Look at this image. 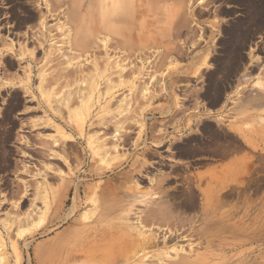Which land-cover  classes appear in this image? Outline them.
<instances>
[{
  "label": "rangeland",
  "instance_id": "rangeland-1",
  "mask_svg": "<svg viewBox=\"0 0 264 264\" xmlns=\"http://www.w3.org/2000/svg\"><path fill=\"white\" fill-rule=\"evenodd\" d=\"M243 1L142 0L147 19L136 37L143 29L146 41L135 49L116 38L104 44L88 30L75 42L68 28L58 27L65 16L50 17V27L58 24L52 35L64 56L61 60L53 54L51 64L50 45L39 48L25 38L30 30H40L29 17L27 2L0 0V264H94L92 255H100V249L108 253L115 238L109 234L103 239L93 228L103 200L119 205L102 224L120 227L122 243L126 231L137 234L135 224L143 217L148 234H163L167 228L187 231L184 240L150 249L161 258L171 250L164 262L215 245L214 264H264L263 244L251 239L264 232V134L256 147L231 131H257L264 120L256 117L262 107L249 112L235 108L247 94H264V1ZM97 3L96 12L101 8ZM247 32L253 35L243 49L220 43L234 33L233 41L240 44ZM10 42L18 44L15 53ZM230 52L243 57L236 60L241 67L225 60ZM207 53L203 63L201 56ZM120 60L123 67L115 66ZM222 79L226 93L215 101ZM225 95L230 105L219 110ZM205 122L210 125L206 130ZM222 146L227 148L221 151ZM234 159L253 168L239 178L244 184L223 186L222 178H231L232 172L225 168ZM28 212L32 220L12 224ZM212 237L217 240L210 242ZM115 244L119 249L121 243ZM175 247L183 248L181 256Z\"/></svg>",
  "mask_w": 264,
  "mask_h": 264
},
{
  "label": "bare ground",
  "instance_id": "bare-ground-1",
  "mask_svg": "<svg viewBox=\"0 0 264 264\" xmlns=\"http://www.w3.org/2000/svg\"><path fill=\"white\" fill-rule=\"evenodd\" d=\"M4 1V0H3ZM12 1V0H11ZM21 1V0H20ZM23 1V0H22ZM24 1H26L27 3H26V5H27V7H28V9H26L25 7V9L26 10H29V12H28V14L30 15L29 17H30V19L31 20H34V21H37L34 25H38L37 27V29H40L39 31H37V32H33L32 30H30V32L31 33H28L27 35H26V37L25 38H27V40H28V42H36V43H39V45H40V47L39 48H45V46H48V45H46V44H49L50 45V48L48 49V47H46L47 49V52L49 53L48 55L50 56V59H48V60H50L51 61V59L54 61V60H56V59H53V54H55V58H60L61 57V53L60 54H58L59 53V49H58V47H57V44L58 43H56V42H58V41H55L56 40V38H54L55 37V34H54V37H53V35H52V32H53V30H54V28H55V30L54 31H56V26L58 25H55V27L54 28H52V26L50 27L49 26V18L51 17V18H53V21H55L54 20V16H59V15H64L65 16V18H66V21L64 22V23H60V25L58 26V27H60V29L61 28H68L69 29V32H70V36H72L73 37V39H74V41L75 42H78L79 41V39L83 36V34H84V32H86V30H88V31H90V36H92V37H94V39L95 40H97V41H104V44L105 43H108V41L109 40H111V39H117V40H119V42H120V45H124V43L125 44H129V45H132V47L135 49L136 47H138V45H139V42H143V41H146V39L144 38V33H143V29H139V37H136V32H137V30H138V27L140 26V28L142 27V26H144V24L146 23V22H143L144 20H146L147 18H145V14H146V9H144V5L142 4V0H99L100 1V9L96 12V9H97V7H98V0H24ZM236 1H243V0H236ZM251 1H258V0H251ZM260 1V0H259ZM264 1V0H263ZM10 2V1H9ZM243 2H245V1H243ZM248 2V1H247ZM256 2H254L253 3V5L254 4H257ZM22 3V2H21ZM33 3H37V4H33ZM84 3V4H83ZM246 3V2H245ZM264 3V2H263ZM2 4V3H1ZM15 4H19V2L18 3H15ZM24 4H25V2H24ZM243 4V3H242ZM16 6V5H15ZM15 6H13V7H15ZM255 6H257V5H255ZM259 6V9H260V6L261 5H258ZM263 6H264V4H263ZM21 7V6H20ZM19 7V8H20ZM249 7V6H248ZM254 7V6H253ZM250 8H252V6L250 7ZM258 9V10H259ZM2 9H0V13L3 11H1ZM246 10V9H245ZM261 11H262V8H261ZM9 11H7V13H8ZM16 12V11H15ZM17 12H18V10H17ZM25 12V11H24ZM256 12V11H255ZM258 12V11H257ZM263 12V11H262ZM246 13V12H245ZM264 13V12H263ZM27 14V15H28ZM1 15V14H0ZM7 16V15H6ZM83 16V17H82ZM0 17H2V16H0ZM261 17V16H260ZM8 18V17H7ZM27 18V17H26ZM59 18V17H58ZM1 20V19H0ZM9 20V19H8ZM30 20V21H31ZM61 20H63V19H61ZM21 21V20H20ZM24 21V20H23ZM59 21V20H58ZM62 22V21H61ZM0 23H2L1 21H0ZM25 23V22H24ZM34 23V22H33ZM234 24H235V22H234ZM24 25V24H23ZM233 26V25H232ZM231 26V27H232ZM235 26H237V25H235ZM235 26H233V28L235 27ZM19 27V26H18ZM225 28V27H224ZM223 28V29H224ZM238 28H240V27H238ZM242 28V27H241ZM248 29V28H247ZM65 30V29H64ZM64 30H63V32H64ZM141 30V31H140ZM232 30V29H231ZM239 30V29H238ZM238 30L236 31V32H238ZM245 30V29H244ZM248 30H250V29H248ZM58 31V30H57ZM224 31V30H223ZM234 31V30H233ZM232 31V32H233ZM251 31V30H250ZM2 32V31H1ZM29 32V31H28ZM33 32V33H32ZM66 32V31H65ZM80 32V33H79ZM201 32V31H200ZM199 32V33H200ZM219 32V31H218ZM225 32H227L226 30H225ZM224 32V33H225ZM229 32V31H228ZM243 32H245V31H243ZM55 33V32H54ZM223 33V34H224ZM2 34V33H1ZM228 34V33H227ZM227 34H225V36L227 35ZM232 34H234V33H232ZM232 34H230V38H229V36H228V40L226 39L225 40V42H220V43H224L225 44V47L226 46H228V47H230V48H235V47H239V48H242V47H244V46H246L247 45V42H248V40L247 39H249L248 37L249 36H251V35H253L252 33H251V35L250 34H248V32L246 33V34H244V39H243V41H241V43L240 44H237V43H239V42H235V41H233V39H232ZM247 34H248V36H247ZM257 35V34H256ZM117 36V37H116ZM203 36V35H202ZM224 36V37H225ZM10 37V36H9ZM88 37V36H87ZM234 37V36H233ZM235 37H237V36H235ZM13 39V38H12ZM253 39V38H252ZM32 40V41H31ZM66 40V39H65ZM87 41H89V40H87ZM192 41V40H191ZM250 41V40H249ZM9 42V41H8ZM8 42H6V43H8ZM25 42V41H24ZM66 42V41H65ZM86 42V41H85ZM119 42H118V44H119ZM195 42H197V41H195ZM5 43V42H4ZM3 43V44H4ZM87 43H89V42H87ZM99 43V42H98ZM110 43V42H109ZM9 44V43H8ZM7 44V46H9ZM10 44H11V46H12V51H13V53H15L16 51H15V48L16 47H18V44L17 43H14V42H10ZM197 43H195L194 45H196ZM223 44V45H224ZM22 45L24 46V44L22 43ZM66 45V44H65ZM73 45V44H72ZM86 45V44H85ZM84 45V43H83V45L82 46H85ZM88 45V44H87ZM89 45H90V43H89ZM30 46H32V44L30 43ZM37 46V45H36ZM59 46V45H58ZM78 46V43L76 44V47ZM100 46V45H99ZM125 46V45H124ZM258 46H259V44H258ZM263 46V45H262ZM29 47V46H28ZM60 47V46H59ZM61 47H62V45H61ZM67 47V46H66ZM105 47V46H104ZM228 47H226V48H228ZM24 48H26L25 46L23 47V49ZM64 48V50H65V46L63 47ZM88 48V47H87ZM263 48V47H262ZM18 49V48H17ZM37 49H38V47H37ZM67 49V48H66ZM69 47H68V50L67 51H69ZM71 49H73V48H71ZM243 49V48H242ZM241 49V50H242ZM245 49H248V47L247 48H245ZM264 49V48H263ZM21 50V49H20ZM26 49H24V51H25ZM40 50V49H39ZM62 50V49H61ZM60 50V51H61ZM77 50H78V47H77ZM76 49H75V53L74 52H72V53H74V54H72V55H76V51H77ZM223 50V49H222ZM221 50V51H222ZM232 50V49H231ZM237 50V49H236ZM240 50V52H243V51H241ZM262 50V49H261ZM23 51V52H24ZM36 51V50H35ZM34 51V52H35ZM66 51V50H65ZM79 51V50H78ZM109 51V50H108ZM202 51V50H201ZM226 51V50H225ZM31 52V51H30ZM61 52H63V51H61ZM81 52V51H80ZM123 52V51H122ZM211 52V51H210ZM238 52H239V49H238ZM32 53V52H31ZM64 53V52H63ZM62 53V54H63ZM78 53V52H77ZM196 53V52H195ZM201 53V52H200ZM231 53V52H230ZM233 53V52H232ZM231 53V55L232 56H227L226 58H225V60L227 61V62H232L233 63V61H234V64H237L236 63V60H237V62H241L242 61V59H243V57H241V55H239V56H234L233 54ZM3 54V53H2ZM134 54V53H133ZM197 54V53H196ZM239 54H241V53H239ZM53 55V56H52ZM60 55V56H59ZM138 55V54H137ZM193 55H195L194 53H193ZM192 55V56H193ZM229 55V54H228ZM238 55V54H237ZM244 55H246V54H244ZM254 55V54H253ZM31 56H32V54H31ZM191 56V57H192ZM242 56H243V54H242ZM258 56H260V55H258ZM258 56H257V58H258ZM23 57V56H22ZM64 57V56H63ZM63 57H61V60L62 59H64ZM75 57H77V56H75ZM75 57H72L73 59L75 58ZM202 59H203V63H206L207 62V60L209 59V57H210V55H209V53H207V54H203L202 56ZM216 57V56H215ZM220 57V56H219ZM222 57H223V55H222ZM224 57H225V55H224ZM47 58H49V57H47ZM58 58V59H59ZM139 58V57H138ZM248 58V57H247ZM252 58V57H251ZM264 57H262V59H263ZM57 59V60H58ZM65 59H68V58H65ZM111 59V58H110ZM198 59H200V57L198 58ZM36 60H37V58H36ZM69 60V59H68ZM72 60V59H71ZM220 60H222V59H220ZM241 60V61H240ZM245 60V59H244ZM248 60V59H247ZM264 60V59H263ZM50 61H48V62H50ZM64 61V60H63ZM195 61H197V62H199V60H195ZM202 61V60H201ZM257 61V60H256ZM260 61H261V56H260ZM36 62V61H35ZM47 62V60L45 61V65H47L46 63H48ZM123 62V61H122ZM257 62H259V61H257ZM59 63V62H58ZM98 63V62H97ZM118 63H120V64H117V65H115V66H118V67H123L122 65H121V60H120V62H118ZM224 63V62H223ZM222 62H221V64H223ZM255 63V62H254ZM51 64H52V61H51ZM60 64H61V62H60ZM59 64V65H60ZM94 64V63H93ZM99 64V63H98ZM105 64H108L107 62H105ZM105 64H104V66H105ZM114 64V63H113ZM123 64V63H122ZM221 64H220V66H221ZM230 64V63H229ZM241 64V63H240ZM240 64H237V65H240ZM12 65V64H11ZM100 65V64H99ZM98 65V66H99ZM125 65V64H124ZM226 65V64H225ZM231 65V64H230ZM233 65V64H232ZM242 65V64H241ZM241 65L239 66V67H241ZM31 66V65H30ZM44 66V65H43ZM42 66V67H43ZM56 66V65H55ZM54 66V67H55ZM58 66V65H57ZM94 66V65H93ZM219 66V65H218ZM229 66V65H228ZM118 67H116V68H118ZM225 67H227V66H225ZM224 67V68H225ZM230 67V66H229ZM264 67V66H263ZM43 68H45V66L43 67ZM57 68V67H56ZM94 68V67H93ZM100 68V69H99ZM98 69H99V71L101 70H103V69H101V67H99ZM112 68V67H111ZM126 68V67H125ZM223 68V67H222ZM34 69V68H33ZM40 69V68H39ZM119 69V68H118ZM196 69V68H195ZM198 69V68H197ZM226 69V68H225ZM232 69V68H231ZM241 69V68H240ZM45 70V69H44ZM95 70V69H94ZM93 70V71H94ZM104 70H105V68H104ZM120 70L121 71H123L122 70V68H120ZM141 70H142V67H141ZM222 70V69H221ZM230 70V69H229ZM229 70H227V72L229 71ZM233 70V69H232ZM239 70V69H238ZM262 70V69H261ZM41 71H42V69H41ZM99 71L97 72V73H99ZM233 71H236V70H233ZM91 72V71H90ZM111 72H112V70H111ZM110 72V73H111ZM140 72H142V71H140L139 70V74H140ZM225 72V71H224ZM231 72V71H230ZM230 72H229V75H231L230 74ZM258 72H260L259 70H258ZM46 73H47V71H46ZM58 73H60V72H57L56 74H57V76L59 75ZM110 73H109V76H110ZM121 73V72H120ZM137 73V72H136ZM250 73H251V71H250ZM249 73V74H250ZM256 73V72H255ZM91 74H92V72H91ZM94 74H96L95 73V71H94ZM102 75H103V73H101ZM105 74V73H104ZM112 74V73H111ZM138 74V75H139ZM224 74V73H223ZM33 75V74H32ZM61 75H62V73H61ZM136 75V74H135ZM135 76V82H134V86L137 84V82H138V79L140 78L139 76ZM214 75H216V74H214ZM235 75V74H234ZM55 75H53L52 77H54ZM57 76H55L54 78H56ZM94 76H96V75H94ZM228 76V75H227ZM48 78H49V76H47ZM60 77V76H59ZM103 77H104V75H103ZM259 77V76H258ZM47 78V79H48ZM54 78H53V81H55L54 80ZM58 78V77H57ZM57 78H56V80H57ZM61 78H62V76H61ZM106 79L107 78H110V77H105ZM41 79V78H40ZM43 79H45V78H43ZM60 79V78H59ZM137 79V80H136ZM227 79H228V77H227ZM242 79V78H241ZM262 79V78H261ZM49 80V79H48ZM52 80V79H51ZM210 80H212V79H210ZM215 80V79H214ZM263 80V79H262ZM47 81V80H46ZM45 82V81H44ZM57 82V81H56ZM209 82V81H208ZM219 82V81H218ZM217 82V83H218ZM47 83H48V81H47ZM212 83V82H211ZM215 83V82H214ZM225 83H227L226 82V80L225 79H222V82L221 83H219V84H221L220 85V87L219 88H217L216 87V89H217V93H216V98H215V101L216 100H219L220 98H221V96H223L224 95V93H226V91H225V87L224 86H226L225 85ZM264 83V82H263ZM125 84V83H124ZM209 84V83H208ZM211 85V84H210ZM215 85H216V83H215ZM45 85H43V87L41 88V90L42 89H44L45 87H44ZM116 85H114V87H115ZM138 85H136V88H138L137 87ZM217 86V85H216ZM112 87V86H111ZM207 87H211V86H208L207 85ZM90 88V87H89ZM213 89H214V91H215V88L214 87H212ZM207 89V88H206ZM211 88H209L208 89V92H210L209 90H210ZM239 89V88H238ZM213 91V92H214ZM78 92H79V90H78ZM90 92V91H89ZM92 92V91H91ZM207 92V91H206ZM211 92H212V90H211ZM258 92V91H257ZM236 93V92H235ZM258 93H260V92H258ZM79 94L81 95V93L79 92ZM78 94V97H80V95ZM208 94V93H207ZM209 95V94H208ZM260 96H256V95H252L253 97H251V96H249V94H247V98L248 99H244L242 102H240L238 105H237V107H235V108H237V109H239L240 111H245V112H249L250 110H252L253 108H256L257 110H258V107H262V108H264V94H259ZM76 97H77V95H76ZM224 97V96H223ZM210 98H212V97H210ZM209 98V99H210ZM214 98V97H213ZM223 98H221V100H222ZM211 100V99H210ZM220 100V101H221ZM229 100V98H228V96H226L225 95V99L220 103L219 101H218V103H220V104H218V106H219V110H221V109H223L224 110V107L225 106H227V107H229V105H230V102L228 101ZM213 101V100H212ZM228 101V103H226ZM216 103H214V105H215ZM206 106V105H205ZM204 106V107H205ZM215 107H217V105L215 106ZM203 108V107H202ZM218 109V108H217ZM217 109H215V111L217 110ZM205 110V109H204ZM253 111H256V110H253ZM263 111H264V109H263ZM191 117H194V116H191ZM256 117H258V118H263L264 119V112H262V114H261V112L258 110V115L256 116ZM198 118V117H197ZM190 119V118H189ZM192 119V118H191ZM195 119V122H196V118H194ZM192 121H193V119H192ZM264 121V120H263ZM262 121V123H261V125H260V127H259V129L257 130V131H255V132H250L249 131V135L250 134H258V133H260V131L264 134V122ZM194 122V121H193ZM206 123V125H204V127H203V129H208L209 127H210V125H209V123L208 122H205ZM259 125V124H258ZM213 127V126H212ZM258 127V126H257ZM222 128H224V126L222 127ZM205 129V130H206ZM240 131H242L243 130V128L241 127V128H238ZM243 132H244V130H243ZM245 133V132H244ZM246 135H247V133H245ZM255 136V135H254ZM248 137V136H247ZM254 139V138H253ZM264 140V139H263ZM220 141H222V140H217L216 142H218V143H220ZM221 149V151H224L227 147H225V146H222V147H220ZM264 151V150H263ZM257 155V154H256ZM262 155V154H261ZM262 158H263V156H261ZM253 158V157H252ZM260 158V157H259ZM236 159V158H235ZM235 159L234 160H232V162L230 161L229 163L230 164H228L227 166H226V168H225V173L227 172V171H232L231 172V178L230 177H228L227 175H224V177L222 178V180H221V184L223 185V186H227V185H231L232 183H236V185L237 184H241V183H243L244 181L243 180H240V179H243V178H240L242 175H244V173L245 174H247V171H246V169L248 170V172H249V170L251 169V168H253L252 166H251V168L249 167L250 166V164H249V166H248V164H243V163H241V162H238V159L235 161ZM257 160H258V158H256ZM248 166V167H247ZM257 166V165H256ZM256 168V167H255ZM258 168V167H257ZM253 170V169H252ZM256 170V169H255ZM243 171H245L244 173H243ZM253 172V171H252ZM250 173V172H249ZM248 173V174H249ZM253 173H255V172H253ZM256 173H257V171H256ZM228 174H229V172H228ZM252 174V173H251ZM226 176V177H225ZM245 177H246V175H245ZM252 177V176H251ZM254 177V176H253ZM240 178V179H239ZM261 178V177H260ZM255 179V178H254ZM245 180V179H244ZM248 181V180H247ZM251 181V180H250ZM249 181V182H250ZM254 181H256V179L254 180ZM260 181V180H259ZM259 181H257V183L259 182ZM263 181H264V179H263ZM255 183V182H254ZM244 184V183H243ZM259 184V183H258ZM261 184V183H260ZM263 185V184H262ZM261 185V186H262ZM241 186V185H240ZM65 187V186H64ZM64 187H62L63 189H64ZM242 187H243V185H242ZM246 187H247V185H246ZM63 189H61V191L63 192ZM65 189H66V187H65ZM51 193V191L50 190H48V192H47V195H46V198H48V196H49V194ZM63 195V193L61 194V196ZM60 196V197H61ZM44 198V197H43ZM100 198H102V199H104V194H101L100 195ZM61 199V198H60ZM109 200H103L102 201V204L100 205V210L99 209H96V212H98V217H97V220H96V225L93 227V228H95L96 229V231L98 232V236L99 237H102L103 238V236H104V238L105 237H107L106 235H109V234H111V235H114V237L115 238H110L111 239V242H109L110 244H109V246H108V249H106L107 251L106 252H108V253H105L104 252V250L103 249H100L99 251H103L104 253H105V255H104V253H103V255L98 251V254H100V255H102V256H100V255H96V254H93V251H90L89 252V254L91 253V254H93L92 255V259H93V257H94V259H93V261H95L94 262V264H118V262L119 261H123L122 262V264L124 263V264H214L215 262H213L211 259V257L212 256H214V251L216 250L215 249V245H212V246H208L207 247V249L205 250V251H200V252H198V253H196V254H194V255H192V256H183V254H182V256L180 255V253H178V252H181V250H183V248H181V247H179V248H181V249H179V248H173L174 250H175V252H176V254H179L181 257L179 258H177V259H175V260H173L174 258H171V257H169V261L168 262H166V259H165V262H164V257L167 255V254H170V252H171V250H169L170 252L168 253V250L165 252L164 251V253H162L161 255H163L162 256V258H161V256H160V254L159 253H157L156 255H158V256H156V255H154V254H152L151 253V251H150V249H152V248H154L155 249V247L156 248H158V247H160V245H164V246H166L167 244H170V243H173V242H175V241H177L178 239H186L188 236H187V234H186V232L187 231H184V230H182L181 228H176V229H169V228H167V231L164 233L163 232V234L162 233H160L159 231L157 232L156 230V232H154V230L152 231V230H150L149 231V234L144 230V226H143V222L144 221H146L145 219L146 218H139L138 219V222L139 223H136L135 224V226L137 227V234L135 235V234H131L130 232H132V231H129V235L127 234V231L125 232V230H124V232L126 233V237H127V240H125V242L124 243H122L124 240H123V237H124V239H125V236H121V232L119 231V229L118 228H120V227H117L116 225H110V226H105V225H103L102 224V221L104 220V219H107V217L110 215V214H113V213H115L118 209H120V208H118V206L119 205H111L112 203H109L108 202ZM107 202L109 203V204H107ZM130 211H131V209H130ZM129 211V212H130ZM43 213V215H44V213H45V215H47V211H44V212H42ZM42 214H40V217L41 216H43ZM32 216H33V213L32 212H28V213H26L24 216H19V217H16V218H14L13 220H11L12 221V224L14 225V224H23L24 222H28L31 218H32ZM142 217V216H141ZM42 219V218H41ZM32 220V219H31ZM217 223V224H216ZM215 223V227L218 225V223H220L219 221H217ZM263 223H264V220H263ZM11 224V225H12ZM214 224V223H213ZM152 225H155V222H152ZM15 226V225H14ZM212 226V225H211ZM222 226H224V225H222ZM264 226V225H263ZM7 227V226H6ZM233 227V226H232ZM210 228V227H209ZM217 228V227H216ZM121 229V228H120ZM211 229V228H210ZM209 229V230H210ZM213 229V228H212ZM223 229V228H222ZM79 229H77V231H78ZM85 230V229H84ZM186 230V229H185ZM214 230V229H213ZM212 230V231H213ZM121 231H122V229H121ZM211 230H210V232H212ZM70 232V231H69ZM123 232V234H125ZM152 232V233H151ZM162 232V231H161ZM72 233V232H71ZM205 233V232H204ZM208 233H209V231H208ZM208 233H206V235L208 234ZM132 235V236H131ZM110 236V235H109ZM99 237H97L98 239H100ZM61 238V237H60ZM101 238V239H102ZM103 238V239H104ZM58 239V238H57ZM97 239V240H98ZM121 239L123 240V241H121ZM211 240H210V242H213V241H216L217 239L216 238H214V237H212V238H210ZM246 239H249V238H245V240ZM253 241H255V240H257V241H261L260 243H262L263 244V246H264V232L260 235V236H258V237H253V238H251ZM61 241V240H60ZM102 241V240H101ZM209 240H207L206 242H208ZM230 241V240H229ZM121 243L120 244V246H118V248L119 249H117V247L115 248V243ZM179 242V241H178ZM180 242H182L181 240H180ZM185 242V241H184ZM223 242V241H222ZM237 242H240V241H237ZM59 243V242H58ZM95 244L97 243V244H99V242H94ZM93 243V245H95ZM234 243V242H233ZM244 241H242L241 242V245H244ZM249 243V242H248ZM259 243V244H260ZM50 244V243H49ZM57 244V243H56ZM108 244V243H107ZM226 244H228V243H226ZM230 244H232V243H230ZM229 244V245H230ZM224 245V244H223ZM235 245H236V242H235ZM66 246V245H65ZM96 246V245H95ZM238 246V245H237ZM39 247V246H38ZM41 247H44V246H42L41 245ZM46 247V246H45ZM49 247V246H48ZM71 247V246H70ZM163 247V246H162ZM183 247V246H182ZM230 247H232V245L230 246ZM236 247V246H235ZM244 247V246H243ZM262 247V246H261ZM260 247V248H261ZM55 248V247H54ZM53 247H52V249H54ZM64 248V247H63ZM100 248V247H99ZM106 248H107V246H106ZM239 248V247H238ZM249 248V247H248ZM254 248V247H253ZM253 248H250V249H253ZM43 248H41V250H42ZM87 249V248H86ZM89 249V248H88ZM87 249V250H88ZM220 249V246H219V244H218V250ZM40 250V249H39ZM163 250V249H162ZM43 251H44V254H43ZM54 251H55V249H54ZM89 251V250H88ZM88 251H87V254H88ZM161 251V250H160ZM262 251V250H261ZM174 252V253H175ZM47 253H49V252H47ZM72 253V252H71ZM259 253V252H258ZM39 254V253H38ZM45 255V249L44 250H42V253H41V255L40 256H43V255ZM53 254V253H52ZM88 254V255H89ZM166 254V255H165ZM219 254V253H218ZM232 254V253H231ZM50 255V254H49ZM55 255V254H54ZM59 255V254H58ZM87 255V256H88ZM170 255H172V254H170ZM170 255H168V256H170ZM175 255V254H174ZM223 255V254H222ZM91 256V255H90ZM155 256L156 257H159V258H157V259H159L158 261H155ZM239 256V255H238ZM259 256V255H258ZM44 257V256H43ZM52 257H54V256H52ZM73 257V256H72ZM174 257V256H173ZM177 257V256H176ZM74 258H75V256H74ZM225 258V257H224ZM47 259V258H46ZM45 259V260H46ZM71 258L70 257H68V261L70 260ZM170 259H172L171 261H170ZM39 261H41L40 259H38ZM53 260V259H52ZM67 260V259H66ZM225 260V259H224ZM55 261V260H54ZM242 261V260H241ZM240 261V262H241ZM64 263H65V261H63ZM67 262V261H66ZM70 262V261H69ZM54 262H52V264H53ZM219 263V262H218ZM43 264V263H42ZM45 264V263H44ZM62 264V263H61ZM66 264H68V263H66ZM227 264V263H226Z\"/></svg>",
  "mask_w": 264,
  "mask_h": 264
},
{
  "label": "crops",
  "instance_id": "crops-1",
  "mask_svg": "<svg viewBox=\"0 0 264 264\" xmlns=\"http://www.w3.org/2000/svg\"><path fill=\"white\" fill-rule=\"evenodd\" d=\"M243 129H244V132L245 131H248L247 129H245L244 127H243ZM229 130V129H228ZM232 132H234L235 134H238L241 138H243L242 140L243 141H245V139L246 138H248L249 139V142L251 143V142H253L255 145H256V147H258V146H261L262 144H261V142H262V140L260 141V138H261V135L263 134L261 131H260V133H258V134H250V135H246L244 132H243V130H242V132L241 131H238L237 129L236 130H231ZM249 132V131H248ZM253 132H255V131H253ZM255 135V136H254ZM248 136V137H247ZM246 137V138H245ZM254 138V139H253ZM219 154H223V153H218V155ZM229 160H230V158H229Z\"/></svg>",
  "mask_w": 264,
  "mask_h": 264
}]
</instances>
